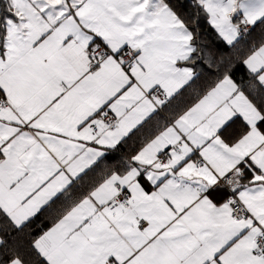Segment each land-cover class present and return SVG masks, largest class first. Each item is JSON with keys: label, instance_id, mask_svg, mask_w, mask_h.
Here are the masks:
<instances>
[{"label": "snow or ice", "instance_id": "1", "mask_svg": "<svg viewBox=\"0 0 264 264\" xmlns=\"http://www.w3.org/2000/svg\"><path fill=\"white\" fill-rule=\"evenodd\" d=\"M0 264H264V0H0Z\"/></svg>", "mask_w": 264, "mask_h": 264}]
</instances>
